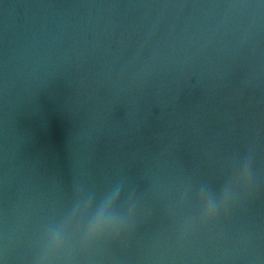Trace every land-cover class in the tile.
Masks as SVG:
<instances>
[{
    "label": "water",
    "instance_id": "95a60500",
    "mask_svg": "<svg viewBox=\"0 0 264 264\" xmlns=\"http://www.w3.org/2000/svg\"><path fill=\"white\" fill-rule=\"evenodd\" d=\"M0 264H264V0H0Z\"/></svg>",
    "mask_w": 264,
    "mask_h": 264
}]
</instances>
